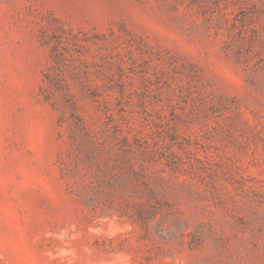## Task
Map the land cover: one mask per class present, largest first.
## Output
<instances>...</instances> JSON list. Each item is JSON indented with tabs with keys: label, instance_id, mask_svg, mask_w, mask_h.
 Masks as SVG:
<instances>
[{
	"label": "rangeland",
	"instance_id": "374dc122",
	"mask_svg": "<svg viewBox=\"0 0 264 264\" xmlns=\"http://www.w3.org/2000/svg\"><path fill=\"white\" fill-rule=\"evenodd\" d=\"M0 264H264V0H0Z\"/></svg>",
	"mask_w": 264,
	"mask_h": 264
}]
</instances>
